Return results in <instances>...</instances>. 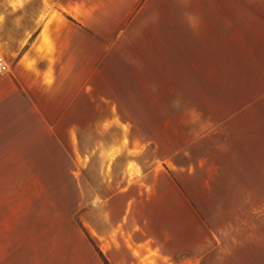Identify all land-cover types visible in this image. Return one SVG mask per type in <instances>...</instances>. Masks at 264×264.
Returning a JSON list of instances; mask_svg holds the SVG:
<instances>
[{
    "label": "crops",
    "instance_id": "crops-1",
    "mask_svg": "<svg viewBox=\"0 0 264 264\" xmlns=\"http://www.w3.org/2000/svg\"><path fill=\"white\" fill-rule=\"evenodd\" d=\"M214 2L229 6L0 0V58L8 66L0 73V264L261 262L252 248H264V93L253 110L240 100L219 126L209 117L190 122L188 140H173L167 152L132 126L78 123L71 146L29 137L57 134L62 120L161 118L132 104L163 103L154 88L166 85L176 98L187 87L190 103L206 99L213 76L226 81L229 71L227 37L213 47ZM246 87H264V32L240 33ZM70 150L78 153L75 206L68 174L53 170ZM89 150L91 163L82 165Z\"/></svg>",
    "mask_w": 264,
    "mask_h": 264
},
{
    "label": "rangeland",
    "instance_id": "rangeland-1",
    "mask_svg": "<svg viewBox=\"0 0 264 264\" xmlns=\"http://www.w3.org/2000/svg\"><path fill=\"white\" fill-rule=\"evenodd\" d=\"M214 2L212 7L213 13V47L214 50H220L226 41L225 36L227 37V46L229 52V71L228 78L226 81H221L220 74L218 76H213V85L210 88H207L206 94L207 98L204 100L198 99L197 102H188L185 101L187 97L184 95L188 94L187 87L177 88V98L174 95V90L172 86H165L163 88H154L158 89V95L155 96L158 99H164L163 103H150V102H134L132 104L133 110L138 112H153L150 114H156L157 111H161L162 117H149V118H134L128 120H110V119H101V120H62V130L58 131L57 134H40L35 136H29L36 141L38 145L40 144H49L55 142H62L68 146H71L72 143L78 142V135L71 134L72 128H75L77 124L84 123L85 127L92 126H126V127H135L142 128L146 134L143 135L145 138L150 140H162L165 143L166 152L172 148L173 140L180 143L188 140L189 135V123L193 122L191 125L193 127L198 126L201 122L207 121L212 123L213 126H219L221 123V117L227 116L228 112L236 113L237 110H240V100L243 101V106L246 110L256 109L258 103V92L264 93V87H246L241 88L240 90V33H247L248 31H257L264 32V0H229V6H218ZM227 18V22L225 19ZM222 37V40L220 38ZM217 59V60H216ZM214 66L216 63L220 64V56L215 55L213 57ZM167 81V80H166ZM180 91V96L178 95ZM163 95H161L162 93ZM148 94H150L148 92ZM153 94L148 95V98H152ZM136 98V97H134ZM145 98V97H144ZM177 99V101H175ZM260 109L264 110V101L260 104ZM189 111L197 112V118H189ZM161 114V113H160ZM209 123V126H211ZM173 129H177L176 132ZM179 130V131H178ZM157 131H159L157 133ZM161 133V134H160ZM175 133V134H174ZM177 136V137H176ZM82 137V136H81ZM175 138V139H174ZM86 144L91 145L93 142L92 135H85ZM98 142V136L97 140ZM56 152H53L54 158H60V155H56ZM93 154L92 150L86 151V156L79 157L80 163L86 166L91 163V155ZM78 153L77 151H69L68 161H63V164L58 161V165H54V175L59 177H64L68 174L69 176V193H68V202L70 206H75L76 202V183L72 176H75L77 173V162H78ZM67 163V166L64 165ZM108 169L110 170L111 164H108ZM67 168V170H66ZM56 200H54L55 205ZM235 205H240V199L234 202ZM236 241L232 245L230 243V251H236ZM255 251L254 258L259 256L261 262H240V263H230V264H264V248H252ZM236 252L235 255L237 254ZM250 258L249 256H245Z\"/></svg>",
    "mask_w": 264,
    "mask_h": 264
},
{
    "label": "built area",
    "instance_id": "built-area-1",
    "mask_svg": "<svg viewBox=\"0 0 264 264\" xmlns=\"http://www.w3.org/2000/svg\"><path fill=\"white\" fill-rule=\"evenodd\" d=\"M7 65L3 62V60L0 58V73L4 72L7 69Z\"/></svg>",
    "mask_w": 264,
    "mask_h": 264
}]
</instances>
